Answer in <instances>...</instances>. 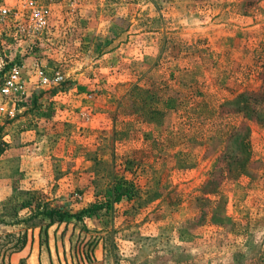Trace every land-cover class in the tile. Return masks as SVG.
I'll return each instance as SVG.
<instances>
[{"label":"rangeland","instance_id":"rangeland-1","mask_svg":"<svg viewBox=\"0 0 264 264\" xmlns=\"http://www.w3.org/2000/svg\"><path fill=\"white\" fill-rule=\"evenodd\" d=\"M48 2L49 42L0 32V88L13 63L25 82L0 94L23 106L0 116V264H264V0ZM35 60L64 82L33 89Z\"/></svg>","mask_w":264,"mask_h":264},{"label":"built area","instance_id":"built-area-1","mask_svg":"<svg viewBox=\"0 0 264 264\" xmlns=\"http://www.w3.org/2000/svg\"><path fill=\"white\" fill-rule=\"evenodd\" d=\"M73 3L72 0H68ZM48 0H0V32L11 33L14 43L28 42L29 46H38L40 41L49 42L50 7ZM40 61L32 63L34 85L33 89L56 87L64 82L65 78L58 70L50 73L39 65ZM25 82L23 79V66L13 63L7 74L0 94L7 96L12 93L24 94ZM12 116V111H7L0 103V116Z\"/></svg>","mask_w":264,"mask_h":264},{"label":"trees","instance_id":"trees-1","mask_svg":"<svg viewBox=\"0 0 264 264\" xmlns=\"http://www.w3.org/2000/svg\"><path fill=\"white\" fill-rule=\"evenodd\" d=\"M263 71L260 73L262 75V80L264 82V64H263ZM264 88V85H263ZM246 96V93H240L236 96V102L242 105H246L247 101H244V97ZM247 119L251 120H256L258 121L259 118L258 116H253V115H249L246 116ZM241 122L238 125V129H241ZM245 129V133L239 137V141H238V154L239 157L235 159V163H237L239 165V167L241 169H244L245 165L248 163L249 161V143L246 139V134L248 132V130L246 129V127H243ZM242 131V129L240 130V132ZM238 135L236 134V137ZM1 144V143H0ZM3 152L2 148L0 147V154ZM208 183V182H207ZM205 192V191H203ZM210 191H206L205 193H208ZM130 194L129 188L126 185H123L122 182L118 181L112 184V186H110V188L105 192L104 194V201L97 203H91L88 207L80 209L76 212H74L71 217L74 218V220L76 222L81 221L82 218H91L93 216H95L99 211L104 210L105 212L109 211L112 208V204L118 203L121 198L123 197H128V195ZM30 207L29 205H27L26 203H22L19 205V209H24V208H28ZM32 209V207H31ZM33 210H34V216L36 217H40L41 219H45L47 220V226L51 225L52 223L56 222L59 223L63 220V218L66 215V213H64V211H61L55 207H48L46 205H42V204H34L33 206ZM20 248H17V250H20Z\"/></svg>","mask_w":264,"mask_h":264},{"label":"crops","instance_id":"crops-1","mask_svg":"<svg viewBox=\"0 0 264 264\" xmlns=\"http://www.w3.org/2000/svg\"><path fill=\"white\" fill-rule=\"evenodd\" d=\"M35 96H37V93L35 94ZM45 99L43 98L42 99V102L44 101ZM23 107L22 105L21 106H16L15 109L11 110L12 113L15 112V115L18 114L20 112V108ZM0 159H1V155H0ZM38 252L36 253H33V252H30V253H27V261H31V264H33V261H37L36 259V256H37ZM35 257V258H34Z\"/></svg>","mask_w":264,"mask_h":264}]
</instances>
